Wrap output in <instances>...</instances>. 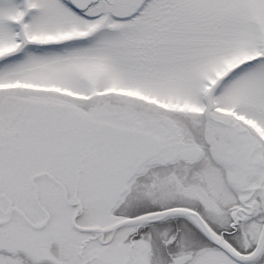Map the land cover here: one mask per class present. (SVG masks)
Instances as JSON below:
<instances>
[{"label":"snow or ice","instance_id":"1","mask_svg":"<svg viewBox=\"0 0 264 264\" xmlns=\"http://www.w3.org/2000/svg\"><path fill=\"white\" fill-rule=\"evenodd\" d=\"M0 264H264V0H0Z\"/></svg>","mask_w":264,"mask_h":264}]
</instances>
